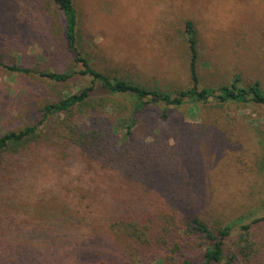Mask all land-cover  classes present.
<instances>
[{"label":"rangeland","instance_id":"1","mask_svg":"<svg viewBox=\"0 0 264 264\" xmlns=\"http://www.w3.org/2000/svg\"><path fill=\"white\" fill-rule=\"evenodd\" d=\"M73 1L78 51L99 72L162 91L192 86L186 26L192 22L201 88L230 86L240 76V86L259 81L264 90V0ZM75 58L67 43L64 13L54 0H0V60L5 65L76 73L66 82H56L0 66V136L37 124L46 104L91 85V78L80 74L83 66ZM97 93L108 97L102 91ZM116 99L128 103L123 96ZM114 104L109 102L106 110L98 108L95 113L105 114L111 126H116L114 135L120 138L126 129L119 119L128 117L132 108L130 104L124 109ZM164 109L168 110L167 118L163 117ZM56 127L47 122L43 136H52ZM133 131V148L156 155L146 174L154 181L153 186L145 190L140 174L130 178L150 201L154 214L162 219L165 214L175 219L199 216L211 227L231 225L226 252L234 250L241 226L250 225L252 264H264V105L187 101L176 108L149 102L138 114ZM64 144L59 143L57 148L62 149ZM40 146L49 149L47 146L52 145L38 143L32 148ZM48 149L42 155L50 152ZM49 162L47 157H40L24 172L1 173L0 187L18 193L26 206L41 209L44 200L33 199L34 194L58 193L71 179L70 173L82 170L76 162H69L60 165L62 176ZM52 200L51 196L45 200L48 208H55ZM97 213L95 210L94 219ZM106 225L97 232L106 233ZM176 238L166 239V248L159 250L171 255L168 250ZM31 239L45 249L30 259V264H126L127 256L133 264L177 261L175 257L173 262H161L158 248L154 254L127 236L113 238L118 249L109 245L106 235L98 242L76 246L72 252L61 245L49 248L47 240ZM194 244L192 248L187 244L188 252L198 257L203 249L199 242ZM239 264L247 263L241 260Z\"/></svg>","mask_w":264,"mask_h":264},{"label":"trees","instance_id":"2","mask_svg":"<svg viewBox=\"0 0 264 264\" xmlns=\"http://www.w3.org/2000/svg\"><path fill=\"white\" fill-rule=\"evenodd\" d=\"M54 2L66 19L69 50L76 55L75 61L83 66L80 74L91 78V85L79 93L46 104L41 110V118L37 124L1 135L0 176L7 170H13L10 171L11 175L24 172L27 170L26 167L40 157H47L50 160L49 165L51 163L58 170L60 165L69 162H76L82 170L80 169L81 172L78 174L70 173L71 179L64 183L58 193L34 194L33 199L44 200L41 209L26 206L28 204L25 200L18 199V193L11 194L10 190L7 192V188L0 187V264H30V259L40 255L45 249L42 244L33 243L32 237L50 241L49 248L56 249L61 245L68 252H72L76 251V246L88 241L98 242L106 235L109 237V245L115 249L119 248L114 243L117 236H127L142 247H149L154 254L158 248L161 262L163 260L173 262L176 257L175 264H239L241 260L252 264L250 252L254 242L251 239L250 225L241 226L234 250L226 252L225 246L233 230L231 225L211 227L199 216L175 219L165 214L162 219L158 214H154L149 207L150 201L144 193L138 191V186L131 183L134 180L130 178L142 175L140 183L145 185L143 186L145 190L148 185H154V181L146 174L150 173L149 165L154 163L156 155L142 154L139 147L133 148V144H136L133 129L138 114L147 108L149 102L155 104L163 102L176 108L187 101L196 104L213 101L217 104L235 102L264 105V90L260 82L254 81L247 86H240V78L237 76L230 86L201 88L197 72L199 54L196 30L192 22L186 24L191 54L192 86L173 92L162 91L131 80L108 76L95 70L78 51L77 12L74 1ZM0 66L26 74L36 73L56 82H66L76 75L75 72L33 71L5 65L1 60ZM97 90L108 97L97 95L99 93ZM120 96L127 98L125 101L128 103L118 101L116 98ZM109 102L112 106L116 103L115 107L123 109L130 104L132 108L128 117L119 119L121 127L126 129L123 137L116 138L114 135L116 126L114 128L111 126L105 114L95 113L98 108L106 110ZM163 113V117L167 118L168 110L164 109ZM49 121L57 127L52 136L46 137L43 136L42 128ZM61 142H65V146L62 149L57 148ZM38 143L52 146H47L49 149L43 146L38 149L32 148ZM47 149L50 152L42 155ZM5 156L11 160L6 161ZM62 160L65 163H62ZM59 171L63 176V171ZM50 196L54 197L50 203L55 208H48L45 204V200ZM144 200H146L144 205H140ZM95 210L99 212L96 219L93 218ZM261 221H264V218ZM104 225L107 226L106 233L97 232V229ZM172 236L177 238L173 248L168 250L171 255L165 254L159 248H166V239ZM196 242H199V247L203 249L198 257L189 254L187 245L192 248ZM70 246L72 248H68ZM124 262L133 264V260L128 259V256L124 258Z\"/></svg>","mask_w":264,"mask_h":264},{"label":"crops","instance_id":"3","mask_svg":"<svg viewBox=\"0 0 264 264\" xmlns=\"http://www.w3.org/2000/svg\"><path fill=\"white\" fill-rule=\"evenodd\" d=\"M197 72H198V70H197ZM236 78V77H235ZM239 78H240V76H239ZM240 81H241V78H240ZM220 87V86H219Z\"/></svg>","mask_w":264,"mask_h":264}]
</instances>
